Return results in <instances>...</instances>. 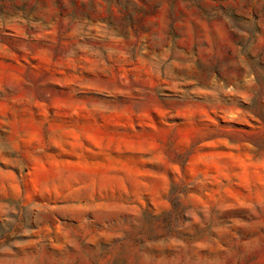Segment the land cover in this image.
<instances>
[{
  "label": "rangeland",
  "instance_id": "1",
  "mask_svg": "<svg viewBox=\"0 0 264 264\" xmlns=\"http://www.w3.org/2000/svg\"><path fill=\"white\" fill-rule=\"evenodd\" d=\"M0 264H264V0H0Z\"/></svg>",
  "mask_w": 264,
  "mask_h": 264
}]
</instances>
